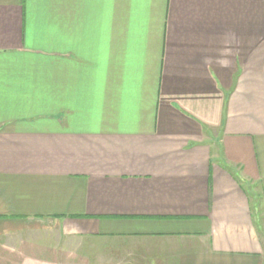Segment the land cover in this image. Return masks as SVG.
<instances>
[{"label": "crops", "instance_id": "crops-1", "mask_svg": "<svg viewBox=\"0 0 264 264\" xmlns=\"http://www.w3.org/2000/svg\"><path fill=\"white\" fill-rule=\"evenodd\" d=\"M0 264H264V0H0Z\"/></svg>", "mask_w": 264, "mask_h": 264}]
</instances>
